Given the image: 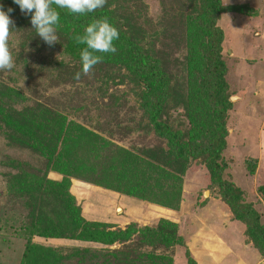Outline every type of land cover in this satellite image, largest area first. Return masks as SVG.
<instances>
[{
    "label": "rangeland",
    "instance_id": "374dc122",
    "mask_svg": "<svg viewBox=\"0 0 264 264\" xmlns=\"http://www.w3.org/2000/svg\"><path fill=\"white\" fill-rule=\"evenodd\" d=\"M198 1L105 0L96 10L112 12L116 26L168 76L161 121L151 117L153 88L129 71L119 51L103 54L85 74L79 58L84 45L73 39L83 31L60 20L57 43L48 47L30 17L0 1L5 11L12 9L7 46L14 61L13 69L0 70V109L32 124L26 133L0 111V264H26L30 244L60 253L57 264H264L247 223L235 217L211 177L208 156H179L174 163L172 139L157 132V123L166 124L180 133L182 147H189L208 144L215 130L203 75ZM222 2L217 26L225 38L221 57L232 105L223 180L244 192V203L264 224V0ZM59 152L77 168L70 193L85 222L106 232L135 230L130 239L101 245L70 234L24 233L22 227L40 212L33 215L26 205L30 199L58 225L60 204L22 194L20 185L27 175L61 183L65 175L53 158ZM161 174L165 179L159 183ZM138 185L153 190V199L125 191Z\"/></svg>",
    "mask_w": 264,
    "mask_h": 264
},
{
    "label": "trees",
    "instance_id": "16d2710c",
    "mask_svg": "<svg viewBox=\"0 0 264 264\" xmlns=\"http://www.w3.org/2000/svg\"><path fill=\"white\" fill-rule=\"evenodd\" d=\"M0 1L9 4L12 8H19L12 3V0ZM198 4L199 13L196 20L200 19L204 22H202L205 39L203 75L208 88V94L206 96L208 98V104L211 107L209 120L212 122L215 121V130L214 128L211 130L212 137L208 144L195 146L191 143L189 147H182L180 144V133L173 131L166 124L162 125L157 123V132L166 138L172 139L174 163H178L179 156L185 158L194 157V155L198 153L208 156V168L211 177L214 181L218 182L226 198V202L235 217L238 220L247 223V233L249 234L250 240L253 241L256 248L264 256V224L261 222L260 215L253 209L251 204L248 205L244 203V192L241 189L234 186L232 183L223 180L225 163L222 158V152L227 143L228 133L226 130V121L228 118V112L232 107L227 98L228 84L225 78L226 65L221 57L223 51L222 44L224 43L225 38L223 31L217 26L225 7L223 6L222 0H199ZM195 9L197 10V6ZM56 10L59 12L60 20L76 32L83 31L84 27L91 23L93 19L101 18L106 19L118 30L119 39L113 42L116 50L123 55V60L129 71L134 75L145 79L146 82L149 83V87L153 88L154 95L152 100L151 117L153 120L161 121L163 115L162 107L169 99L168 90L170 88V81L168 76L160 69L155 61L149 58L140 46L134 43L123 33V30L116 26L115 17L112 12L95 11L86 15H78L70 14L66 9ZM213 106H215V108ZM8 110L3 108L0 109L2 117L15 128H23L26 133L30 134L32 124L30 122L23 123L19 121L15 114H12L15 112H13V110H9V112ZM9 113L13 116L11 120L7 115ZM36 146H39L48 153H55L54 148L51 146L49 147L47 144L44 146L37 142ZM62 152L57 153L58 155L53 157L57 160L58 169H61V173L65 175L61 183L52 182L44 177H30L27 175L25 177L26 180H23L20 185L22 194H30L31 196V193H36L38 194L37 196H41L47 200H50L49 198H51V201L54 200L60 204L61 212L59 213L60 218L58 225L55 221L52 222L48 218H44L49 217L48 214L45 216L41 215V210L35 202H31L30 199L26 202V205L29 208H32L31 212H33V215L36 213V210L40 211L37 216L39 220H34V218H32L28 224H25L22 227L24 233L30 236H42L47 238L66 237L64 235L70 234L71 238L74 237L79 241L101 245H113L117 241L130 239L135 230L129 229L124 232H106L94 229L93 225L85 222L74 196L70 193V177L77 168L70 164V157L62 155ZM74 159H76V157ZM171 165L172 164H168L167 166ZM139 172V169L135 167V173ZM161 176L159 178V183H162L165 179ZM150 180L149 177V181ZM125 191L145 200L147 199V196L151 197V194L153 193V190L149 188L146 190L148 192H145L139 185L138 189L127 188ZM260 192L264 195V189ZM151 199L153 198L151 197ZM159 203L166 205V202ZM168 203L169 202H167V204ZM54 253L41 246L30 244L26 248L24 260L26 261V264H57L56 260H59L60 258L56 255H59L60 253Z\"/></svg>",
    "mask_w": 264,
    "mask_h": 264
},
{
    "label": "clouds",
    "instance_id": "9594fccd",
    "mask_svg": "<svg viewBox=\"0 0 264 264\" xmlns=\"http://www.w3.org/2000/svg\"><path fill=\"white\" fill-rule=\"evenodd\" d=\"M19 7L21 13L30 17L32 29L48 47L57 43L56 30L60 16L56 9H66L70 14L86 15L103 8L105 0H12ZM55 6V7H53ZM11 8L5 11L0 6V70H11L14 67L13 58L8 50L7 37L9 35ZM78 45H84L79 58L81 71L87 74L103 59V54H114V41L119 39L118 30L106 19H93L83 29V34L73 37ZM99 54V55H98ZM80 72L75 78H79ZM231 100V98H230Z\"/></svg>",
    "mask_w": 264,
    "mask_h": 264
}]
</instances>
